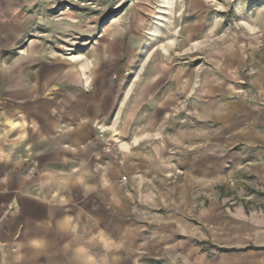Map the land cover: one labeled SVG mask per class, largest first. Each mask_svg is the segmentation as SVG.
Masks as SVG:
<instances>
[{
    "label": "crops",
    "instance_id": "1",
    "mask_svg": "<svg viewBox=\"0 0 264 264\" xmlns=\"http://www.w3.org/2000/svg\"><path fill=\"white\" fill-rule=\"evenodd\" d=\"M53 1L0 0V264H264L263 49L127 79L119 42L51 53Z\"/></svg>",
    "mask_w": 264,
    "mask_h": 264
},
{
    "label": "rangeland",
    "instance_id": "2",
    "mask_svg": "<svg viewBox=\"0 0 264 264\" xmlns=\"http://www.w3.org/2000/svg\"><path fill=\"white\" fill-rule=\"evenodd\" d=\"M173 1L169 8L163 7L167 5L166 0L154 2L157 7L153 8L158 14L151 12L142 20L146 28H134L135 21L139 20L123 14L128 7L138 11L139 0H114L111 6L116 7L113 14L116 18L113 19L95 17L96 7L88 0H55L50 3L53 11H48L47 18L64 28H54L51 53L65 57L81 53L95 63V58L111 50L117 53L114 42H119L117 55L123 59L121 64L127 62L125 54L133 51L134 62L125 77L129 79L139 67L144 72L145 67L148 71L159 63L174 68L182 66L185 70L196 68L203 62V52L211 42L231 39L242 46L255 42L264 51V0H206L200 7L195 0ZM156 25L162 27L154 28ZM128 45H133L134 50H128ZM127 79L119 82L123 89Z\"/></svg>",
    "mask_w": 264,
    "mask_h": 264
},
{
    "label": "bare ground",
    "instance_id": "3",
    "mask_svg": "<svg viewBox=\"0 0 264 264\" xmlns=\"http://www.w3.org/2000/svg\"><path fill=\"white\" fill-rule=\"evenodd\" d=\"M173 2H174L173 0H166L165 3H166L167 5H165V6H163V7H164V8H169L168 5L170 6ZM162 14L166 15L167 13L164 12V13H162ZM161 16H162V15H161ZM159 20H162V19H159ZM148 53H149V52H148ZM148 53H147V55H148ZM147 55H146V56H147ZM83 72H84V71H83ZM129 90H130V87H129L128 90L125 91V92L128 93Z\"/></svg>",
    "mask_w": 264,
    "mask_h": 264
},
{
    "label": "built area",
    "instance_id": "4",
    "mask_svg": "<svg viewBox=\"0 0 264 264\" xmlns=\"http://www.w3.org/2000/svg\"><path fill=\"white\" fill-rule=\"evenodd\" d=\"M123 180H126V177H124Z\"/></svg>",
    "mask_w": 264,
    "mask_h": 264
}]
</instances>
